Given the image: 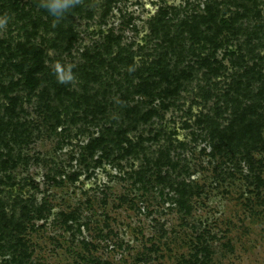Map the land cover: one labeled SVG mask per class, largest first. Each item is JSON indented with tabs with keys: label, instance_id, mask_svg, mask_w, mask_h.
Returning <instances> with one entry per match:
<instances>
[{
	"label": "rangeland",
	"instance_id": "1",
	"mask_svg": "<svg viewBox=\"0 0 264 264\" xmlns=\"http://www.w3.org/2000/svg\"><path fill=\"white\" fill-rule=\"evenodd\" d=\"M230 1L77 0L55 22L42 0H0V264H264L262 143L247 147L249 165L243 147L224 155L196 123L214 105L202 104L201 87L229 83L234 70L242 95L264 96V48L244 57L257 65L246 76L239 41L213 50L210 34L190 40L180 24L235 10ZM263 19L243 21L261 41ZM125 48L131 71L140 60L185 70L175 105L136 118L150 99L128 87ZM208 50L224 77L211 75L217 63L194 62ZM257 112L264 140V104ZM229 116L219 112L220 127Z\"/></svg>",
	"mask_w": 264,
	"mask_h": 264
},
{
	"label": "trees",
	"instance_id": "2",
	"mask_svg": "<svg viewBox=\"0 0 264 264\" xmlns=\"http://www.w3.org/2000/svg\"><path fill=\"white\" fill-rule=\"evenodd\" d=\"M249 1L251 2V7L243 4L242 0H238L237 3L230 1L231 6L235 5V10L213 7L208 13L211 17L210 20H202L204 17L202 15H192L190 17L186 16L181 19L180 22L183 26L191 25L187 30L190 35V40H192L193 36L197 33L210 34V36H207L206 39L211 44V48L213 50L220 47L221 44H219L218 41L222 44H225L231 39L239 41V44H237V50L239 53L234 55H237L235 58L237 60V65L244 67L243 71L246 76L249 72L253 71L257 65L254 63L252 66L247 67L244 57H246L247 60H252L256 55V50L258 48H264V40L261 41L262 38L257 36L256 32L252 33V28H249L248 25H243V21H255V23H261L263 16L258 4H264V0H246V2ZM249 12H251L252 15ZM223 14H226V17H223ZM248 15L251 16L250 19L248 18ZM216 18L218 19L217 21ZM205 21H208L209 23H207L208 25H205V29L201 30L199 24H204ZM223 31H225V33H223ZM122 50H124L125 54L120 56ZM204 53H206L205 56L196 55L197 59H194V62H199L198 64L208 68L211 64L217 63V66L215 65L211 67V75L215 77H224V75L220 73L221 71L219 72L221 63L216 59L214 54L209 50L208 52L204 51ZM179 54L182 56L181 51ZM117 57V61L123 66H127V71H129V79L126 76V71L124 73L127 81L130 83L129 84L126 81L128 87L133 88V93L141 92L144 96H148L150 99V101L146 102V104H148V108L146 110L141 111V107L139 106H135L133 108L132 111L135 116H138L136 118L141 119V116L139 115L142 113V116L145 118L144 120H147L148 118L158 115L157 107L167 109L171 104L175 105L173 104L174 101L178 100L180 97L179 89L181 85L179 79L188 78V76L186 77V75H184V69L177 72L175 69H169V65L166 61H149V63L152 62L154 63L153 65L156 66L153 67V65H146V60H140V63L134 66L131 71L134 63H132L133 57H131L130 50H128V48L120 49ZM258 59L260 60L261 56L260 58L258 56ZM185 66H187L188 70L192 68L190 63H186ZM150 69H153V74L149 73ZM35 70L36 72L41 73L43 71V66L38 65ZM235 72L237 71L234 70L231 74H229L231 80L229 83L225 81L221 82L222 86H218V84L211 81L210 78L207 77V79L211 81L210 85L212 86L210 88L201 87L199 96L203 98V105H205L206 101L213 98L212 100L214 105L210 108V110H212V114L200 111L197 115L196 123L204 126L203 128H205L206 133L210 136V139H216L217 143L213 144L214 148L219 150V152H222L224 155H233L237 148L243 147L246 152L245 159L249 165H251L253 160H251L252 158L249 155L247 147H255L257 146V143H262L258 149H264V140L262 138L263 125L261 124L260 116L257 112V110L262 108L264 104V96L262 95L263 92L260 93V90L255 95L248 92L242 95V93L232 85H238V83H240V75ZM202 73L206 74L205 71ZM153 76H157L158 78L160 77V79L166 82V86L162 88L163 92L159 93L158 91H155L153 93V89L150 86L151 83L149 82V80H154ZM131 78H137L136 82H133ZM241 85L242 84H240L239 88ZM126 93L130 94L128 88H126ZM258 94H260V97L257 96ZM239 96L241 98H245L243 105L241 103L242 100L238 98ZM155 99H160V105L157 106L153 104V100ZM124 100H126L125 102H128L130 100V96L128 97L124 94ZM224 110L227 111L230 116L228 120L226 119L227 122L225 124L222 123L220 127V123L216 120V117L220 111L223 112ZM200 116L201 118H199ZM140 137L141 136L138 138ZM169 143H171V141H169ZM128 145L131 146L132 144L128 142ZM137 149L142 150L141 145H139ZM165 156L167 158V151H165ZM141 172L143 173V171Z\"/></svg>",
	"mask_w": 264,
	"mask_h": 264
},
{
	"label": "clouds",
	"instance_id": "3",
	"mask_svg": "<svg viewBox=\"0 0 264 264\" xmlns=\"http://www.w3.org/2000/svg\"><path fill=\"white\" fill-rule=\"evenodd\" d=\"M76 2L77 0H42L41 7L45 8L55 18V22H58Z\"/></svg>",
	"mask_w": 264,
	"mask_h": 264
}]
</instances>
